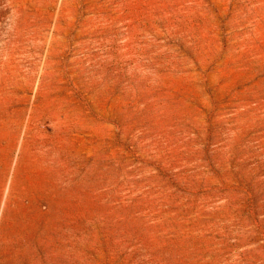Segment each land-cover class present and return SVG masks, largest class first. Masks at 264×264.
I'll return each instance as SVG.
<instances>
[{
    "label": "rangeland",
    "instance_id": "374dc122",
    "mask_svg": "<svg viewBox=\"0 0 264 264\" xmlns=\"http://www.w3.org/2000/svg\"><path fill=\"white\" fill-rule=\"evenodd\" d=\"M0 264H264V0H0Z\"/></svg>",
    "mask_w": 264,
    "mask_h": 264
}]
</instances>
